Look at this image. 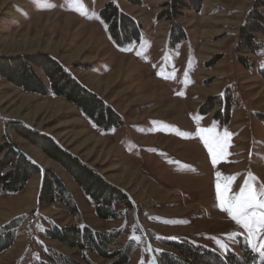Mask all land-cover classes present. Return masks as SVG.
<instances>
[{
    "label": "rangeland",
    "instance_id": "374dc122",
    "mask_svg": "<svg viewBox=\"0 0 264 264\" xmlns=\"http://www.w3.org/2000/svg\"><path fill=\"white\" fill-rule=\"evenodd\" d=\"M168 1L0 0V56L50 54L121 117L120 125L104 128L50 89L46 95L29 92L0 78V143L7 139L37 156L33 160L43 170H55L79 209L71 213L58 198L42 203L40 173L16 194L0 185V229L23 217L0 264H42L47 253L59 252L85 263L78 248L47 235L54 225L120 230L111 252L135 240L123 264H162L161 252L178 253L165 245L172 239L220 255L210 264H264L246 230L218 206L216 191L217 172L222 188L225 177H236L229 195L238 193L249 174L258 188L264 184V35L258 34L263 48L244 55L247 64L237 50L241 25L256 3L264 13V0H203L200 9L177 17L185 37L174 44L172 21L164 14ZM109 2L142 24L140 41L115 43L100 15ZM213 124L221 136L225 129L232 133L215 165L202 138L208 133L196 135ZM15 125L52 137L121 189L131 207L119 202L118 217L100 218L95 202L65 168ZM258 240L264 242V231ZM217 241L231 251L224 253ZM89 257L96 264L116 261Z\"/></svg>",
    "mask_w": 264,
    "mask_h": 264
},
{
    "label": "trees",
    "instance_id": "16d2710c",
    "mask_svg": "<svg viewBox=\"0 0 264 264\" xmlns=\"http://www.w3.org/2000/svg\"><path fill=\"white\" fill-rule=\"evenodd\" d=\"M202 1L169 0L166 2L164 14L172 21V44L185 37V31L178 24L177 17L184 10L200 9ZM260 7L261 5L256 3L240 27L237 50L240 53L239 58L244 64L248 63L247 57L244 56L246 53L257 54L263 48V44L258 41V34L264 35V13ZM100 15L108 24L111 36L117 45L124 47L134 41H140L142 24L124 13L117 4L107 3ZM176 30L177 32H175ZM35 67L47 76L50 88L37 74ZM0 78L29 92L46 95L50 89L55 95L65 97L101 127L110 128L121 123L120 115L109 104L97 93L82 84L50 54H26L17 57L0 56ZM16 125L15 129L19 134L39 146L65 168L85 194L95 202L96 213L100 218L118 217L120 213L116 212V204L119 202L124 203L128 208L131 207V201L121 189L112 185L77 156L63 149L52 137L31 132L29 129ZM0 154H2L0 157V185L5 192L16 194L23 191L31 177L40 173L42 174L40 201L42 203H54L58 198L71 213L77 214L79 212L74 195L55 170L49 168L43 170L27 153L7 139L0 143ZM22 219L23 217L15 218L1 227L0 253L13 244L15 230ZM47 235L64 245L78 248L85 263L59 252L57 256L47 253L49 260L42 261V264H96L90 259L89 254H97L107 260L116 258L112 264H123L128 262L135 245V240L131 238L123 249L111 252L109 247L116 243L121 231L105 233L94 230L87 225L67 227L54 225L47 229ZM165 245L174 248L178 253L161 252L162 264L204 262L210 264L209 261L218 262L221 259L220 255L214 254L209 249L198 250L180 240H168Z\"/></svg>",
    "mask_w": 264,
    "mask_h": 264
},
{
    "label": "snow or ice",
    "instance_id": "6c2138e0",
    "mask_svg": "<svg viewBox=\"0 0 264 264\" xmlns=\"http://www.w3.org/2000/svg\"><path fill=\"white\" fill-rule=\"evenodd\" d=\"M170 75L174 78L175 73H170ZM204 132H207L208 135L202 138L208 146L212 163L215 165L218 157L225 156L232 133L225 129L221 136L213 124L209 129H198L196 135ZM183 135L185 138H192L193 136L191 133H184ZM221 176L222 173H216L217 199L220 202L218 206L228 214L231 220L246 230L251 250L264 255V242L258 240L260 232L264 231V184L258 188L255 178L249 174V180L244 183L238 193L229 195L230 187L236 177H225L222 188ZM134 238L138 239L137 237ZM217 243L224 253L231 251L226 243L222 241H217Z\"/></svg>",
    "mask_w": 264,
    "mask_h": 264
},
{
    "label": "crops",
    "instance_id": "0c3cea01",
    "mask_svg": "<svg viewBox=\"0 0 264 264\" xmlns=\"http://www.w3.org/2000/svg\"><path fill=\"white\" fill-rule=\"evenodd\" d=\"M6 82H9V81H6ZM2 83H4V82H2ZM23 151L25 153H27L28 155H30L32 159H37L36 158L37 156H35L34 154H32L30 151H27V150H24V149H23ZM41 168L44 169V166H41Z\"/></svg>",
    "mask_w": 264,
    "mask_h": 264
},
{
    "label": "bare ground",
    "instance_id": "6f19581e",
    "mask_svg": "<svg viewBox=\"0 0 264 264\" xmlns=\"http://www.w3.org/2000/svg\"><path fill=\"white\" fill-rule=\"evenodd\" d=\"M0 118H2V113L0 112Z\"/></svg>",
    "mask_w": 264,
    "mask_h": 264
}]
</instances>
